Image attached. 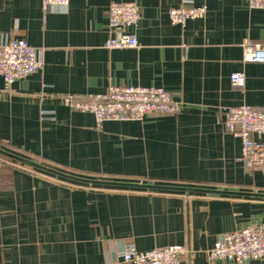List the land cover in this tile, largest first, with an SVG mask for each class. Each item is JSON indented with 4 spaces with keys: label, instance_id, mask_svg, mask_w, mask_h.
<instances>
[{
    "label": "crops",
    "instance_id": "obj_1",
    "mask_svg": "<svg viewBox=\"0 0 264 264\" xmlns=\"http://www.w3.org/2000/svg\"><path fill=\"white\" fill-rule=\"evenodd\" d=\"M113 1L139 5L137 48L104 47ZM185 1L205 5V16L171 23L169 10ZM14 38L34 46L43 67L11 84L0 76V264H108L126 243L184 245L179 264H237L206 251L223 233L264 222V157L248 170L240 138L224 127L228 107L264 110V62L242 59L244 44H264V9L69 0L44 11L41 0H0V42ZM234 72L243 89L231 86ZM110 85L162 87L181 108L97 126L62 102Z\"/></svg>",
    "mask_w": 264,
    "mask_h": 264
},
{
    "label": "built area",
    "instance_id": "obj_2",
    "mask_svg": "<svg viewBox=\"0 0 264 264\" xmlns=\"http://www.w3.org/2000/svg\"><path fill=\"white\" fill-rule=\"evenodd\" d=\"M249 8L264 9V0H242ZM69 0H41V7L47 11L51 7H66ZM206 6H195L185 1L169 10L171 23L184 25L187 20L203 18ZM108 27L111 35L104 47L108 50L137 48L139 43L133 28L141 18L139 5L135 1H113L107 10ZM243 61L264 62V44L243 45ZM43 63L38 50L25 39H8L0 42V76L11 84L42 69ZM230 84L235 89H243L245 75L234 72ZM65 106L73 110L91 113L97 126L104 121L141 120L153 113L175 114L181 103L173 100L169 91L162 87H142L135 85H110L106 91L89 95L83 100L71 96L62 98ZM224 127L237 135L241 141L240 160L252 170L263 168L264 157V110L242 104L226 109ZM188 248L181 244L156 247L138 251L133 243H126L119 257L108 264H179ZM209 259H225L237 264L264 257V222L248 225L223 233L213 246L206 251Z\"/></svg>",
    "mask_w": 264,
    "mask_h": 264
},
{
    "label": "water",
    "instance_id": "obj_3",
    "mask_svg": "<svg viewBox=\"0 0 264 264\" xmlns=\"http://www.w3.org/2000/svg\"><path fill=\"white\" fill-rule=\"evenodd\" d=\"M93 182L94 183H101V184H121V185H132V186H137V187H149L148 185H141V184H123V183L103 182V181H93ZM150 187H152V186H150ZM190 190H192V189H190Z\"/></svg>",
    "mask_w": 264,
    "mask_h": 264
}]
</instances>
